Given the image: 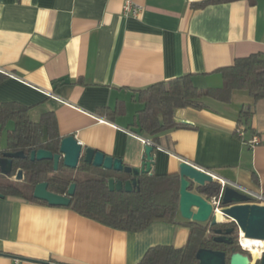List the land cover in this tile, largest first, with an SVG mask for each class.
<instances>
[{
	"label": "crops",
	"instance_id": "obj_1",
	"mask_svg": "<svg viewBox=\"0 0 264 264\" xmlns=\"http://www.w3.org/2000/svg\"><path fill=\"white\" fill-rule=\"evenodd\" d=\"M133 1L143 7L137 17L121 14L123 0H0V72L8 75L0 103L27 106L31 118L53 112L61 137L139 167L147 138L129 127L141 108L137 89L184 74L199 87H220L218 69L264 52V0L203 8L192 7L201 0ZM242 109L250 111L247 124ZM174 119L191 127L161 134L154 173L179 175L185 160L264 196V99L239 90L227 103L207 98L202 109L178 108ZM5 144L4 130L0 151ZM186 221L179 214L178 223L127 232L64 206L3 195L0 264H136L151 247L183 246ZM238 245L254 258L261 253Z\"/></svg>",
	"mask_w": 264,
	"mask_h": 264
},
{
	"label": "trees",
	"instance_id": "obj_2",
	"mask_svg": "<svg viewBox=\"0 0 264 264\" xmlns=\"http://www.w3.org/2000/svg\"><path fill=\"white\" fill-rule=\"evenodd\" d=\"M234 1L238 0H201L192 3V7L203 8L209 4ZM248 1L250 4L256 2ZM218 72L222 76L220 87H199L193 82L191 74H184L137 89L136 100L141 104V108L136 111L129 125L130 129L144 135L156 148L162 133L191 127L175 121L174 114L178 108L202 109L206 106L207 98L227 103L231 101L233 92L239 90L245 91L254 102L264 99V52L237 57L231 65L218 69ZM7 76L0 72V82ZM249 113V109H242L239 121L247 124ZM10 121L13 126L8 129L6 126ZM4 130L6 144L3 150L23 151L25 156L13 160L9 175L0 173L1 194L46 203L32 195L37 183L47 182L48 190L61 195H65L70 184L75 183L74 194L70 197L67 208L108 227L136 232L154 221L178 223L179 175L154 173V160L150 173L140 174L137 185L130 192L111 191L108 187L109 178L126 179L128 176L89 165L82 160L74 169L65 167L60 160L57 171H54L52 160L30 159L32 150L43 148L53 153L58 152L62 137L53 112H43L38 120H33L29 107L14 101L2 102L0 135ZM19 169L22 170V178L13 180ZM196 191L207 198L217 196L220 184L217 181L207 182L197 187ZM186 223L190 226V234L183 246L151 247L136 264H192L200 248L224 250L227 253L242 250L237 244L227 245L214 241V229L232 223H219L214 226L210 223Z\"/></svg>",
	"mask_w": 264,
	"mask_h": 264
},
{
	"label": "water",
	"instance_id": "obj_3",
	"mask_svg": "<svg viewBox=\"0 0 264 264\" xmlns=\"http://www.w3.org/2000/svg\"><path fill=\"white\" fill-rule=\"evenodd\" d=\"M146 159L139 167L125 165L120 158L106 155L102 151L83 147L74 135H66L61 138L58 152L53 153L47 149L40 148L32 150L31 160H52L53 170L57 171L60 160L67 168H76L79 162L102 167L103 169L125 174L126 179L111 177L108 179V187L112 190L130 192L137 185L140 174L150 173L155 146L145 144ZM23 151H2L0 154V173L9 175L12 171L13 160L24 157ZM179 202L178 211L182 218L191 222L210 223H232L238 231V244H241L242 236L250 239L264 241V205L249 203V197L229 186L223 190L221 198L220 213L223 220L217 219V212L208 198L197 192L196 188L207 182L216 181L211 173L202 170L195 165L182 160L179 163ZM22 178V170L17 171L16 180ZM47 182H40L34 186L32 195L35 199L45 201L51 206H64L70 204V197L74 194L75 183L70 184L65 195L51 192L47 188ZM2 197L3 194L0 193ZM225 233H227L225 231ZM243 233V235H242ZM214 241L217 243L232 244L230 239L224 236L222 229L216 228L213 231ZM254 249L261 250L260 255L255 258L252 253L244 250L227 253L224 250H213L200 248L195 254V261L192 264H264V247L252 245ZM251 250V248H249Z\"/></svg>",
	"mask_w": 264,
	"mask_h": 264
},
{
	"label": "built area",
	"instance_id": "obj_4",
	"mask_svg": "<svg viewBox=\"0 0 264 264\" xmlns=\"http://www.w3.org/2000/svg\"><path fill=\"white\" fill-rule=\"evenodd\" d=\"M142 11H143V7L139 4H137L136 2H134L133 0H123V4H122V8H121V14L122 15L137 17L138 15H140V13ZM237 133L239 135H242L243 128H241V127L238 128ZM143 141L145 144H152L153 145V143L149 139H143ZM256 142H257L256 136H254L250 140H248V143L250 145H253ZM156 147H158V145ZM202 170H204V169H202ZM213 177L216 180H218L219 184H220L219 194L217 196H212V197L208 198V201L211 203V205L213 207V212H219L220 211V209L222 207L221 206V198H222L223 190L226 186L233 187V188L238 189V190L242 191L243 193H245L249 197V201H248L249 203H256V204L264 205V196L261 192L254 193L251 191H247V190L242 189L240 186H238L235 183L224 181L222 179H218L215 175H213ZM16 264H17V262H16Z\"/></svg>",
	"mask_w": 264,
	"mask_h": 264
},
{
	"label": "flooded vegetation",
	"instance_id": "obj_5",
	"mask_svg": "<svg viewBox=\"0 0 264 264\" xmlns=\"http://www.w3.org/2000/svg\"><path fill=\"white\" fill-rule=\"evenodd\" d=\"M220 229H222V232H224V236L232 241V244L230 245H238V231L234 224L223 226ZM225 231L227 233H225Z\"/></svg>",
	"mask_w": 264,
	"mask_h": 264
},
{
	"label": "bare ground",
	"instance_id": "obj_6",
	"mask_svg": "<svg viewBox=\"0 0 264 264\" xmlns=\"http://www.w3.org/2000/svg\"><path fill=\"white\" fill-rule=\"evenodd\" d=\"M217 219H220V220H223V216L222 214L219 212H217V215H216ZM243 235V233H242ZM241 242H242V245L246 248H251L253 249L254 251H258L256 249H254V247L252 245H261L262 247H264V241H259V240H255V239H250V238H246L244 236H242L241 238ZM260 250V249H259Z\"/></svg>",
	"mask_w": 264,
	"mask_h": 264
},
{
	"label": "rangeland",
	"instance_id": "obj_7",
	"mask_svg": "<svg viewBox=\"0 0 264 264\" xmlns=\"http://www.w3.org/2000/svg\"><path fill=\"white\" fill-rule=\"evenodd\" d=\"M32 119H33V120H37L38 117H33ZM12 126H13V123L10 121V122H8V124H7L6 127L9 129V128H12ZM12 179L15 180V176H13Z\"/></svg>",
	"mask_w": 264,
	"mask_h": 264
}]
</instances>
